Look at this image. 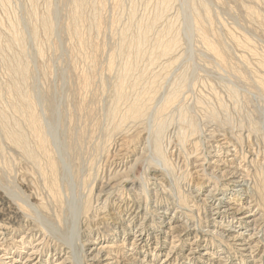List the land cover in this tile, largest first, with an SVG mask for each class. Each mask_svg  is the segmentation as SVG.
<instances>
[{
  "label": "rangeland",
  "instance_id": "rangeland-1",
  "mask_svg": "<svg viewBox=\"0 0 264 264\" xmlns=\"http://www.w3.org/2000/svg\"><path fill=\"white\" fill-rule=\"evenodd\" d=\"M263 58L264 0H0V264H264Z\"/></svg>",
  "mask_w": 264,
  "mask_h": 264
},
{
  "label": "bare ground",
  "instance_id": "bare-ground-1",
  "mask_svg": "<svg viewBox=\"0 0 264 264\" xmlns=\"http://www.w3.org/2000/svg\"><path fill=\"white\" fill-rule=\"evenodd\" d=\"M167 1H168V0H167ZM194 1H195V0H194ZM161 2H162V1H161ZM170 3H171V2H170ZM168 4H169V3H168ZM206 4H207V3H206ZM77 5H78V4H77ZM162 6H163V4H162ZM192 6H195V5H192ZM161 8H162V7H161ZM208 8H209V7H208ZM208 8H207V9H208ZM166 10H167V9H166ZM195 10H196V9H195ZM164 11H165V9H164ZM206 11H207V10H206ZM80 12H81V11H80ZM159 13H160V12H159ZM75 14H76V13H75ZM251 14H253V13H251ZM48 15H49V14H48ZM132 16H133V15H132ZM156 16H157V14H156ZM49 17H50V16H49ZM76 17H77V16H76ZM74 18H75V17H74ZM158 18H159V17H158ZM47 19H48V18H47ZM75 19H76V18H75ZM75 19H74V20H75ZM161 19H162V18H161ZM47 21H48V20H47ZM147 21H149V20H147ZM154 21H155V20H154ZM50 22H51V21H50ZM131 22H132V21H131ZM139 22H140V21H139ZM48 23H49V22H48ZM152 23H153V22H152ZM156 23H157V22H156ZM51 25H52V24H51ZM45 26H47V25H45ZM145 26H146V25H145ZM47 27H48V26H47ZM51 27L54 28V26H51ZM51 27L49 26V28H51ZM127 27H128V26H127ZM138 27H139V26H138ZM152 27H153V26H152ZM174 27H175V25H174ZM174 27H173V28H174ZM53 28H52V29H53ZM142 28H143V27H142ZM142 28H141V29H142ZM145 28H146V27H145ZM129 29H130V28H129ZM200 29H201V28H200ZM124 30H125V29H124ZM138 30H139V29H138ZM198 30H199V29H198ZM146 31H147V30H145V32H146ZM168 31H169V30H168ZM51 32H52V31H51ZM124 32H126V31H124ZM160 32H161V31H160ZM200 32H201V31H200ZM198 33H199V32H198ZM124 34H125V33H124ZM131 34H132V33H131ZM137 34H138V33H137ZM145 34H146V33H145ZM145 34H144V35H145ZM122 35H123V34H122ZM142 35H143V34H142ZM169 35H170V34H169ZM173 35H174V34H173ZM173 35H172V36H173ZM198 35H199V34H198ZM200 35L203 36V38H204L207 42H210V43H211V41H208L207 37L204 35L203 32H202V34H200ZM130 36H132V35H130ZM164 36H165V35H164ZM201 36H200V38H201ZM122 37H123V36H122ZM130 38H131V37H130ZM144 38H145V37H144ZM176 38H177V37H176ZM176 38H175V39H176ZM145 39H146V38H145ZM150 39H151V38H150ZM160 39H161V38H160ZM124 40H126V38H125ZM127 40H128V39H127ZM130 40H131V39H130ZM168 40H169V39H168ZM177 40H178V39H177ZM142 41H143V40H142ZM144 41H145V40H144ZM160 41H161V40H160ZM132 42H133V41H132ZM137 42H138V41H137ZM145 42H146V41H145ZM145 42H144V43H145ZM165 42H166V41H165ZM123 43H125V42H123ZM127 43H129V45H130V42H127ZM144 43H142V45H143ZM169 43H170V42H169ZM174 43H175V42H174ZM174 43H173V44H174ZM210 43L207 44V45L210 47V49H215L214 46L211 45ZM121 44H122V43H121ZM158 44H159V43H158ZM164 44H165V43H164ZM123 45H124V44H122V46H123ZM159 45H160V44H159ZM169 45H170V44H169ZM169 45H165V46L162 48L164 53H168V52H169V49H171L175 44H174L173 46H171V47H170ZM205 45H206V44H205ZM207 45H206V46H207ZM131 46H132V45H131ZM131 46H128V47L130 48ZM135 46H136V45H135ZM137 46H138V44H137ZM137 46H136V47H137ZM175 46H177V45H175ZM217 46H218V45H217ZM217 46H216V47H217ZM139 47H140V45H139ZM141 47H142V46H141ZM144 47H145V45H144ZM126 48H127V47H126ZM140 49H141V48H140ZM207 49H208V47H207ZM129 50H131V49H129ZM135 50H138V51H139V48H138V49H135ZM135 50H134V51H135ZM141 50H142V49H141ZM141 50H140V51H141ZM157 50H158V49H157ZM174 50H175V49H174ZM208 50H209V49H208ZM125 51H126V50H125ZM144 51H145V50H144ZM129 52H130V51H129ZM152 52H153V51H152ZM157 52H158V51H157ZM126 53H127V52H126ZM134 53H137V52H134ZM140 53H141V52H139V54H140ZM164 53H163V54H164ZM170 53H171V52H170ZM151 54H152V53H151ZM155 54H156V53H155ZM136 55H137V54H136ZM153 55H154V53H153ZM156 55H157V54H156ZM166 55H167V54H166ZM172 55H173V54H172ZM138 56H139V55H138ZM151 56H152V55H151ZM170 56H171V55H170ZM170 56H169V57H170ZM123 57H124V54H123ZM135 57H136V56H135ZM135 57H134V58H135ZM130 58H131V57H130ZM155 58H157V57H154V59H155ZM258 58H259V57H258ZM148 59H149V58H148ZM263 59H264V58H263ZM133 60H134V59H133ZM157 60H158V59H157ZM124 61H125V60H124ZM136 61H137V60H136ZM155 61H156V60H155ZM258 61H259V60H258ZM134 62H135V61H134ZM149 62H150V61H149ZM153 62H154V61H153ZM135 63H136V62H135ZM155 63H156V62H155ZM130 64H131V63H130ZM18 65H22V63H21V64H18ZM131 65H132V64H131ZM137 65H138V64H137ZM23 66H24V65H23ZM151 66H153V65H151ZM19 67H20V66H19ZM11 68H12V67H11ZM138 68H139V67H138ZM163 68H164V67H163ZM18 69H19V68H18ZM26 69H27V68H26ZM129 69H131V67H129ZM136 69H137V68H136ZM144 69H145V68H144ZM27 71H28V70H27ZM160 71H161V70H160ZM119 72H120V71H119ZM161 72H162V71H161ZM163 72H164V71H163ZM25 73H27V72H25ZM154 73H155V72H154ZM123 74H125V72H124ZM159 74H160V73H159ZM140 75H141V74H140ZM143 75H144V74H143ZM157 75H158V74H157ZM16 76H17V75H16ZM16 76H15V77H16ZM124 76H125V75H124ZM137 76H138V74H137ZM155 76H156V75H155ZM155 76H154V77H155ZM122 77H123V76H122ZM117 78H118V77H117ZM126 78H127V77H126ZM159 78H160V77H159ZM159 78L157 77V79H159ZM22 79H23V78H22ZM123 79H125V77H124ZM128 79H129V78H128ZM152 79H153V78H152ZM157 79H156V82H157ZM185 79H186V77H185ZM263 79H264V78H263ZM118 80H119V79H118ZM154 81H155V80H154ZM181 81H182V80H181ZM116 82H117V81H116ZM134 82H136V81H134ZM174 82H175V81H174ZM259 82H260V81H259ZM261 82H262V81H261ZM261 82H260V83H261ZM23 83H24V82H23ZM137 83H139V82H137ZM149 83H150V82H149ZM15 84H16V83H15ZM17 84H18V83H17ZM127 84H128V83H127ZM139 84H140V83H139ZM117 85H118V84H117ZM123 85H124V84H123ZM156 85H157V84H156ZM15 86H16V85H15ZM142 86H143V85H142ZM158 86H159V85H158ZM21 87H22V86H21ZM134 87H135V85H134ZM138 87H139V86H138ZM22 88H23V87H22ZM126 88H127V87H126ZM132 88H133V87H132ZM144 88H145V87H144ZM153 88H154V87H153ZM153 88H152V89H153ZM19 89H20V88H19ZM142 89H143V88H142ZM148 89H149V88H148ZM17 90H18V89H17ZM24 90H25V89H24ZM172 90H173V89H172ZM178 90H179V89H178ZM130 91H131V90H130ZM145 91H146V90H145ZM145 91H144V92H145ZM151 91H152V90H151ZM176 91H177V90H176ZM18 92H19V91H18ZM140 92H141V91H140ZM20 93H21V92H20ZM133 93H134V92H133ZM133 93H132V95H133ZM146 93H147V92H146ZM128 94H130V93H128ZM128 94H127V95H128ZM136 94H137V93H136ZM147 94H148V93H147ZM120 95H121V94H119V96H120ZM125 95H126V93H125ZM127 95H126V96H127ZM137 95H138V94H137ZM142 95H144V94H142ZM150 96H151V95H149V98H150ZM120 97H121V96H120ZM130 97H131V96H130ZM130 97H129V99H130ZM140 97H141V96H139L138 98H140ZM169 97H170V96H169ZM133 98H134V97H133ZM145 98H146V96L143 98V100H144ZM149 98H148V99H149ZM166 98H168V97H166ZM27 99H28V98H26V100L23 99V103H25L26 101H28ZM148 99H147V101H148ZM177 99H178V98H177ZM24 100H25V101H24ZM136 100H137V98H136ZM173 100H174V99H173ZM34 101H35V100H34ZM133 101H134V99H133ZM141 101H142V100H141ZM169 102H170V101H169ZM27 103H28V102H27ZM131 103H132V101H131ZM133 103H135V101H134ZM140 103H141V102H140ZM140 103H137V104H140ZM144 103H145V101H144ZM144 103H143V104H144ZM148 103H149V101H148ZM25 104H26V103H25ZM116 104H117V103H116ZM116 104H115V105H116ZM137 104H136V105H133V106H132V104H130V105H131V108H129L130 110L127 108V109H128V112H127V109L124 110V111L127 112V114H126V115H127V118H132V119H133V118H134V119L137 118L136 120H138L139 117H141L142 115L145 116V114L148 112L147 110H146L147 112H146V111L143 112L141 106H139V105H137ZM146 104H147V103H145L144 105H146ZM168 104H169V103H168ZM28 105H29V103H28ZM148 105H149V104H148ZM158 105H159V104H158ZM29 107H30V106H29ZM116 107H117V106H116ZM121 107H122V106H121ZM128 107H129V106H128ZM149 107H150V106H149ZM149 107H148V108H149ZM24 108H25V107H24ZM34 108H35V107H34ZM34 108H32V109H34ZM114 108H115V106H114ZM28 109H29V108H28ZM145 109H146V108H145ZM151 109H152V108H151ZM19 110H21V109H19ZM24 110H25V109H24ZM30 110H31V109H30ZM35 110H36V109H35ZM118 110H119V109H118ZM118 110H117V111H118ZM21 111H22V110H21ZM28 111H29V110H28ZM152 111H153V110H152ZM34 112H35V111H34ZM126 112H125V113H126ZM24 113H25V112H24ZM29 113H30V112H29ZM32 113H33V110H31V115L33 116ZM143 113H144V114H143ZM26 114L28 115V113H26ZM162 114H163V113H162ZM111 115H112V114H111ZM149 115H150V114H149ZM29 116H30V115H29ZM123 116H124V114H123ZM146 116H147V115H146ZM120 117H122V116H120ZM11 118H12V117H11ZM27 118H29V117H27ZM39 118H40V117H39ZM39 118L36 117V116H33V117H32L33 124H34L35 126H37V127H38V125L40 124V122L42 121V120H41V121L39 122ZM22 119H23V118H22ZM124 119H125V118H124ZM134 119H133V120H134ZM179 119H180V117H179ZM16 120H17V119H16ZM25 120H26V119H25ZM27 120H28V119H27ZM142 120H143V119H142ZM163 120H164V119H163ZM183 120H184V119H183ZM5 121L8 122L9 120H8V121L5 120ZM12 121H13V119H12ZM29 121H30V119H29ZM29 121H28V122H29ZM119 121H120V120H119ZM158 121H159V120H158ZM161 121H162V120H161ZM165 121H166V120H165ZM17 122H19V121H17ZM17 122H16V123H17ZM26 122H27V121H26ZM31 122H32V121H31ZM31 122H29L28 125H31ZM121 122H124V121H121ZM125 122H126V121H125ZM134 122H135V121H134ZM2 123H3V122H2ZM8 123H9V122H8ZM21 123H22V122H21ZM169 123H171V122L169 121ZM26 124H27V123H26ZM159 124H160V123H159ZM164 124H165V123H164ZM164 124H163V125H164ZM15 125H17V124H15ZM168 125H169V124H168ZM8 126H9V125H8ZM19 126H20V125H19ZM133 126H134V125H133ZM140 126H141V125H140ZM27 127H28V126H27ZM32 127H33V126H32ZM37 127H36V128H37ZM116 127H117V125H116ZM127 127H128V126H127ZM180 127H181V125H180ZM1 128H2V126H1ZM6 128H7V127H6ZM18 128H19V127H18ZM30 128H31V126H30ZM118 128H119V127H118ZM163 128H164V127H163ZM27 129H28V128H27ZM42 129H43V128H41V130H42ZM181 129H182V128H181ZM11 130H12V129H11ZM19 130H20V129H19ZM155 130H156V129H155ZM191 130H192V129H191ZM3 131H4V130H3ZM5 131H6V130H5ZM16 131H17V130H16ZM21 131H22V130H21ZM46 131H47V130H46ZM159 131H160V130H159ZM6 132H7V131H6ZM8 132H9V130H8ZM37 132H39V130H38ZM37 132H36V133H37ZM17 133H18V132H17ZM21 133H22V132H21ZM34 133H35V132H34ZM41 133H42V132H41ZM41 133H40V134H41ZM46 133H47V132H46ZM46 133H45V134H46ZM38 134H39V133H38ZM74 134H75V133H74ZM8 135H10V134H8ZM22 135H24V134H22ZM22 135L17 134V135L14 137V139L17 141L18 144H23V143H24V145H25V142H26V144H27V140L25 141V139H24V137H23ZM180 135H181V133H180ZM10 136H11V135H10ZM10 136H9V137H10ZM43 136H44V135H41V136H40V137L42 138V141H44ZM45 136H47V135H45ZM155 136H156V134H155ZM6 137H7V136H6ZM36 137H39V135L36 136ZM158 137H159V135H158ZM11 138H13V137H11ZM14 139H13V140H14ZM75 139H77V138H74V140H75ZM34 140H35V139H34ZM110 140H111V139H110ZM184 140H185V138H184ZM9 141H10V140H9ZM42 141H41V142H42ZM49 141H50V140H49ZM10 142H11V141H10ZM179 142H180V140H179ZM188 142H189V141H188ZM17 143H16V144H17ZM68 143H69V142H68ZM158 143H159V142H158ZM158 143H157V144H158ZM16 144H15V145H16ZM71 144H72V142H71ZM181 144H182V143H181ZM26 146H27V145H26ZM33 146H34V145H33ZM39 146H40V145H39ZM39 146H38V147H39ZM155 146H156V145H155ZM24 147H25V146H24ZM46 147H47V145H46ZM78 147H79V146H78ZM25 148H26V147H25ZM44 148H45V146H44ZM157 148L161 149V151H162V147H157ZM19 149H20V148H19ZM41 149H42V148H41ZM33 150H34V149H33ZM38 150H39V149H38ZM42 150H43V149H42ZM42 150H41V151H42ZM73 150L75 151L76 148H74ZM156 151H157V150H156ZM158 151H159V150H158ZM79 152H80V151H79ZM32 153H34V152H32ZM45 153H47V152H45ZM27 154H28V153H27ZM40 154H41V153H40ZM68 154H69V152H68ZM156 154H159V152H157ZM164 154H165V153H164ZM164 154L162 153V157H163ZM28 155H29V154H28ZM32 155H33V154H32ZM49 155H50V154H49ZM160 155H161V153H160ZM160 155H159V156H160ZM70 157H71V156H70ZM74 157H75V156H74ZM74 157H73V158H74ZM78 157H79V156H78ZM162 157H161V158H162ZM53 158H54V157H53ZM53 158H52V159H53ZM29 159H30V158H29ZM31 159H32V157H31ZM47 159H48V158H47ZM50 159H51V156H50ZM50 159H49V160H50ZM52 159H51V160H52ZM70 159H71V158H70ZM76 159H77V156H76ZM51 160H50V161H51ZM77 160H78V159H77ZM162 160H163V159H162ZM40 161H41V160H40ZM52 161H53V160H52ZM52 161H51V162H52ZM71 161H72V159H71ZM73 161H74V160H73ZM160 161H161V159H160ZM36 162H37V161H36ZM36 162H35V163H36ZM74 162H75V161H74ZM47 163H48V162H47ZM76 163H77V162H76ZM163 163H164V161H163ZM165 163H166V162H165ZM36 164H37V163H36ZM50 164H51V163H50ZM50 164H49V165H50ZM37 166H38V165H37ZM50 166H52V168H54V166H55V162L53 161V163H52ZM48 167H49V166H48ZM57 167H58V166H57ZM90 168H91V167H90ZM47 171H48V170H47ZM51 171H52V170H51ZM45 172H46V171H45ZM48 172H50V170H49ZM48 172H47V173H48ZM54 172H55V171H54ZM56 172H57V171H56ZM51 173H52V172H51ZM90 173H91V172H90ZM53 174H54V173H53ZM53 174H52V175H53ZM72 174H73V173H72ZM57 175H58V174H57ZM46 176H47V175H46ZM53 176H54V175H53ZM91 176H92V175H91ZM47 177H48V176H47ZM47 177H46V178H47ZM49 177H50V176H49ZM57 177H58V176H57ZM87 177H88V175H87ZM50 179H51V178H50ZM53 179H54V177H53ZM53 179H52V180H53ZM52 180H51V181H52ZM80 180H81V179H80ZM80 180H79V182H80ZM84 180H85V178H84ZM87 180H88V179H87ZM81 181H82V180H81ZM48 182H49V180H48ZM52 182H53V181H52ZM84 183H85V182H84ZM86 184H87V182H86L85 184H82V185H85V186H86ZM85 186H84V187H85ZM58 189H60V187H59ZM55 190H56V189H55ZM59 191H60V190H59ZM57 192H58V190H57ZM60 192H61V191H60ZM51 193H52V191H51ZM60 194H61V193H60ZM56 195H57V194H56ZM53 196H54V195H53ZM58 196H59V195H58ZM54 199H55V198H54ZM63 199H64V198H63ZM61 200H62V199H61ZM129 200H130V199H129ZM55 201H56V200H55ZM57 201H59V200H57ZM63 201H64V200H63ZM60 206H61V205H60ZM85 206H86V204H85ZM63 208H64V207H63ZM87 208H88V206H87ZM85 210H86V209H85ZM85 210H84V212H85ZM81 213H83V212H81Z\"/></svg>",
  "mask_w": 264,
  "mask_h": 264
}]
</instances>
